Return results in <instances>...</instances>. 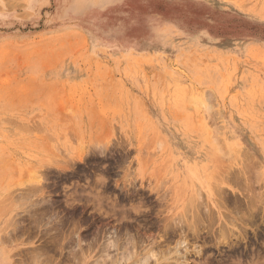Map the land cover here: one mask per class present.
<instances>
[{"label": "rangeland", "instance_id": "1", "mask_svg": "<svg viewBox=\"0 0 264 264\" xmlns=\"http://www.w3.org/2000/svg\"><path fill=\"white\" fill-rule=\"evenodd\" d=\"M145 256L264 264V0H0V264Z\"/></svg>", "mask_w": 264, "mask_h": 264}, {"label": "bare ground", "instance_id": "2", "mask_svg": "<svg viewBox=\"0 0 264 264\" xmlns=\"http://www.w3.org/2000/svg\"><path fill=\"white\" fill-rule=\"evenodd\" d=\"M221 190H222V189H221ZM191 198H192V197H191ZM191 198H190V199H191ZM190 199H189V200H190ZM193 199H195V198H193ZM193 199H192V200H193ZM194 201H195V200H194ZM192 202H193V201H192ZM186 203H187V202H186ZM188 203H190V205L192 204V206H193V204H195V206L198 207V205H197L198 202H197V204H196L195 202L191 203V200H190V202H188ZM190 205H189V206H190ZM195 206H194V208L196 209L197 207H195ZM200 206H201V205H200ZM189 208H190V207H189ZM186 209H187V207H186ZM192 209H193V208H192ZM192 209H191V210H192ZM198 209H199V207H198ZM196 210H197V209H196ZM196 210L193 209L194 212H196ZM202 210H203V208H202ZM194 212H193V214H194ZM196 213H197V214H196ZM196 213H195L196 216H195V215L193 216V214H192L193 219L191 218V219H192V220H191V223L188 224V226H189L190 228L195 227V226H196V223H198V222H196V221H198L199 218H200V217H199V212H196ZM200 214H202V212H200ZM207 214H208V213H207ZM231 230H232V229H231ZM225 231H228V230L225 229V227H224V228H223V232H225ZM232 232H233V231H232ZM185 235H187V234H185ZM180 242H183V241H180ZM180 242H179V243H180ZM111 243H112L113 246H115V245H114V243H115L114 241H112ZM132 243H133V242H132ZM234 243H235V242H234ZM133 245H134V244H133ZM227 246H228V245H227ZM247 246H248V245H247ZM178 248H179V247H178ZM185 248H186V247H185ZM200 250H201V249H200ZM200 250L198 249V250H197V253H199ZM174 252L177 253V249H176ZM147 253H148V256H154V254L152 253V251H149V252H147ZM147 253H146V254H147ZM146 254H145V255H146ZM178 255H179V252H178L177 256H178ZM181 255H182V254H181ZM148 256H147V257H148ZM147 257H146V256L143 257V261H142L143 264L146 263ZM182 257H183V256H182ZM154 259H155V263L159 261L157 258H154ZM181 259H182V258H181ZM238 259H239V258H238ZM175 260H176V259H175ZM177 260H180V259H177ZM235 260H236V259H235ZM140 261H141V260H140ZM185 261H186V259H185ZM246 261H247V260H246ZM179 262H180V261H179ZM179 262H178V263H179ZM180 263H181V262H180ZM246 263H247V262H246ZM158 264H159V263H158ZM163 264H164V263H163Z\"/></svg>", "mask_w": 264, "mask_h": 264}]
</instances>
